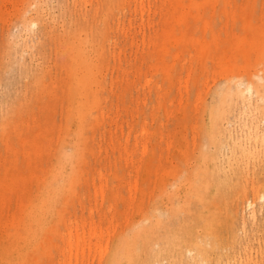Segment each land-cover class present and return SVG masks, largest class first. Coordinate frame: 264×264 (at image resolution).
<instances>
[{
  "label": "rangeland",
  "instance_id": "rangeland-1",
  "mask_svg": "<svg viewBox=\"0 0 264 264\" xmlns=\"http://www.w3.org/2000/svg\"><path fill=\"white\" fill-rule=\"evenodd\" d=\"M263 165L264 0H0V264H187L212 173L264 264Z\"/></svg>",
  "mask_w": 264,
  "mask_h": 264
},
{
  "label": "bare ground",
  "instance_id": "bare-ground-1",
  "mask_svg": "<svg viewBox=\"0 0 264 264\" xmlns=\"http://www.w3.org/2000/svg\"><path fill=\"white\" fill-rule=\"evenodd\" d=\"M46 36L48 37V42L51 43L49 45L50 47L56 45V43L53 44L50 33ZM55 65H60L58 60L55 62ZM62 66L67 67L66 60L64 63V59ZM65 90L70 99L71 87L69 90L64 89V91ZM248 90L252 91L253 86H249ZM70 101L68 100V110L71 107ZM50 110L52 111V109H49L47 113H50ZM211 140L216 144L215 135L212 136ZM262 171L264 174V165ZM205 175L207 176H203L199 186L196 188L195 192L192 193L193 198L185 199L186 202L189 201L192 207L188 209L186 217L184 221H182V229L180 230L182 234L181 238H179V240L173 237L170 238L167 241L168 247L177 254V247L179 248L178 245L182 243V251L185 247L190 253L194 251L193 256L190 258H187L186 255L184 256L182 253V256L187 258V264H238L231 262V253L227 252L228 250L232 251V249L236 247L229 242L230 239L236 238L235 235H237V231L235 224L232 223V219V221H228L227 225L224 224V226L220 216L222 217L223 213L229 215L231 211L236 210L240 203L246 200L245 192L236 185V177L222 180L217 173L215 175H213V173L211 175ZM257 184L264 186V175H261L260 178L257 179ZM252 204V202L247 201L248 208L252 207ZM258 228L260 231H264V218L259 223ZM224 234L227 235L225 236ZM230 235L233 237H230ZM233 242L236 243L234 240ZM126 244L130 243L127 242ZM145 246L146 249H148L149 245L146 244ZM231 246L233 247L231 248ZM164 252H166V250H164ZM130 254L126 255V259L124 258L118 262L112 260L109 264H124L130 259V262L132 261L131 264H136V260L139 258L137 256H130ZM149 258H152V255ZM146 259L147 257L145 256L144 260Z\"/></svg>",
  "mask_w": 264,
  "mask_h": 264
}]
</instances>
